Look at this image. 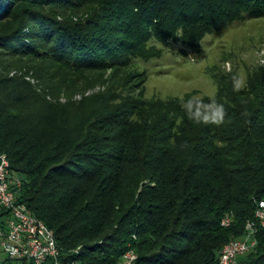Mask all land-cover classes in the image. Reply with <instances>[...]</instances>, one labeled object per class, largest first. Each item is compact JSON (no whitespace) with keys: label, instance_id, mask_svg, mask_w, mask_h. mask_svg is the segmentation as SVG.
<instances>
[{"label":"trees","instance_id":"obj_1","mask_svg":"<svg viewBox=\"0 0 264 264\" xmlns=\"http://www.w3.org/2000/svg\"><path fill=\"white\" fill-rule=\"evenodd\" d=\"M256 18L264 0H0V153L63 261L119 264L132 250L137 264H219L251 223L237 264H264V71L168 101L128 73L158 56L153 40L197 49ZM216 108L222 122L205 123Z\"/></svg>","mask_w":264,"mask_h":264},{"label":"rangeland","instance_id":"obj_2","mask_svg":"<svg viewBox=\"0 0 264 264\" xmlns=\"http://www.w3.org/2000/svg\"><path fill=\"white\" fill-rule=\"evenodd\" d=\"M149 47L158 50V56L136 60L128 70L144 74L138 91H144L145 99L168 101L189 94L212 99L221 81H237L238 88L243 89L250 79L264 71V18L234 21L213 30L197 49L185 48L179 42L155 40ZM9 71L11 76L21 74L15 68ZM6 259L0 248V261Z\"/></svg>","mask_w":264,"mask_h":264},{"label":"built area","instance_id":"obj_3","mask_svg":"<svg viewBox=\"0 0 264 264\" xmlns=\"http://www.w3.org/2000/svg\"><path fill=\"white\" fill-rule=\"evenodd\" d=\"M18 179L11 170L0 160V215H6L5 227L0 230V248L11 261H26L32 264H57L61 258L60 251L49 250L45 239L40 238L38 224L34 223L31 216H19L17 213ZM25 206V205H24ZM25 209L26 206H25ZM9 214H17V223H10ZM264 219L263 217H257ZM229 219L222 222L228 224ZM248 240L233 243L232 248L220 256L219 264L233 263V256L238 255L244 246H255V230H248ZM53 234V232H52ZM132 254H124L121 258L123 264H131Z\"/></svg>","mask_w":264,"mask_h":264},{"label":"bare ground","instance_id":"obj_4","mask_svg":"<svg viewBox=\"0 0 264 264\" xmlns=\"http://www.w3.org/2000/svg\"><path fill=\"white\" fill-rule=\"evenodd\" d=\"M0 160H3L5 162V166L8 168V170H11L9 160L5 154L0 153ZM257 212H258L257 217H263L264 216V202L260 203V210ZM17 213H19V216H28V209H25L24 204L17 203ZM31 218H32L34 223L38 224V229L40 231V238L45 239L47 248L49 250L60 251L59 247L57 246V242L55 240L54 234H52V231L46 226V224L43 223L42 221L38 220L35 217L31 216ZM258 220H259L260 225L264 228V219H258ZM9 221H10V223H17V214H9ZM229 224H230V222H228V224L223 225V226L228 227ZM254 229H255V225L250 223V224H248L246 230H254ZM244 240H248V236H246V238H244ZM244 240L232 241V242L228 243L223 248L221 255H224L226 252H228L232 248L233 243L243 242ZM251 248H253V246H244L243 250H241L238 255L233 256V263H237L238 259L242 255L249 252V250H251ZM125 254H132L134 258L132 259L131 264H137V260H138L137 255L132 250L127 251ZM65 261H63L60 258V260L57 262V264H75L74 262H70V261L65 262ZM118 263L123 264L122 261H120Z\"/></svg>","mask_w":264,"mask_h":264},{"label":"clouds","instance_id":"obj_5","mask_svg":"<svg viewBox=\"0 0 264 264\" xmlns=\"http://www.w3.org/2000/svg\"><path fill=\"white\" fill-rule=\"evenodd\" d=\"M189 107L191 108V104L189 105ZM209 107H211V106H209ZM195 116L197 118L201 117V112H200L199 106L197 107V110L195 112ZM202 118H203V121L205 123L212 122V123L219 124L220 122H222V119H223V111L221 108H216V110L211 111L210 114H204Z\"/></svg>","mask_w":264,"mask_h":264},{"label":"crops","instance_id":"obj_6","mask_svg":"<svg viewBox=\"0 0 264 264\" xmlns=\"http://www.w3.org/2000/svg\"><path fill=\"white\" fill-rule=\"evenodd\" d=\"M5 222H6V218L4 217V218H0V230L3 228V227H5ZM0 262H2V261H0Z\"/></svg>","mask_w":264,"mask_h":264}]
</instances>
